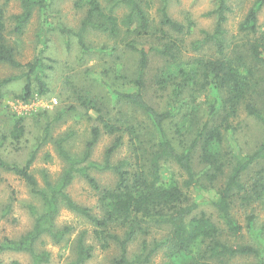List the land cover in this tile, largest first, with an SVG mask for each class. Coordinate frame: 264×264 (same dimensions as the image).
<instances>
[{"label": "trees", "instance_id": "trees-1", "mask_svg": "<svg viewBox=\"0 0 264 264\" xmlns=\"http://www.w3.org/2000/svg\"><path fill=\"white\" fill-rule=\"evenodd\" d=\"M21 13L13 17L14 32L21 34L35 10L40 11L45 18L50 11L48 0H18ZM159 9V27L150 20L145 8L146 0H84L87 12L78 30H72L57 25L53 30L63 36L65 46L69 49L71 40L77 41L81 54L104 51L90 46L85 38L89 31L98 32L109 38L121 39V44L129 51L138 55L137 66L128 89H113L111 96L117 102L132 107L140 113L143 121H135L125 117L124 121L106 119L102 109L92 101L82 97L81 105L86 111H95L97 119L107 134L115 135L114 141L106 149L101 164L90 160L91 153L101 134L99 126L91 129L90 138L86 142L81 155H72L63 145L65 137L56 141L57 152L66 163V167L55 183L44 176L43 188H38L35 177L30 172L35 152L23 166L7 163L0 156V169L10 172L22 180L33 195L42 203V211L31 207L34 223L30 231L18 239L4 238L0 242V253L15 252L30 256L31 264H48L50 254L39 250L38 244L47 236L54 244L66 241L72 228L58 227L56 217L62 207L86 219L93 227V236L102 249L114 244L119 248V256L115 264H149L159 248L164 247L168 261L181 260L178 264H231L237 257H252V264H264V247L257 240L253 244L233 245L223 238L224 231L233 239L241 236L242 226L235 217L234 209L237 201L241 206H250L252 202L264 198V177L261 176L252 185L247 186L242 177L251 166L264 161V138L260 145L250 154H243L240 148L232 145L227 151L222 149L226 137L232 135L233 119L243 110L248 116L255 118L264 128V33L258 35V14L264 6V0H257L248 11L238 30L245 35L254 36L253 42L248 44L247 53L235 52L232 57L224 53L225 31L223 24L226 15L230 13L227 0H213L214 9L209 14L216 18L212 33L203 32L204 38L198 42L197 48L212 44L218 57L213 59H196L190 70L186 71L178 62L176 38L172 33L183 34L184 25L173 21L168 12L169 0H161ZM125 9L120 15V11ZM5 23L3 9L0 6V64H7L13 68L22 65L15 59L14 50L5 38ZM41 49L32 62L25 67L22 75L25 79L24 96L26 100L36 89L38 94L49 92L46 83V71L53 66L44 56L47 49L45 37ZM157 54L165 63L174 68L184 83L192 80V90L195 93L206 91L208 95V109L205 121L197 129L191 144L178 148L167 136L166 126L172 121L174 113L170 102L159 110L146 98L149 80L147 71L150 56ZM166 78H158L157 86L166 91L167 81L174 74L165 73ZM20 78V77H19ZM18 80L9 77L0 80V89ZM178 93L171 92V100H175ZM194 117V113L191 115ZM21 120L14 125L12 136L18 140L22 134ZM47 132V130H46ZM127 134L131 147L129 159L115 164L111 162L113 154L122 145V137ZM45 136V134H44ZM150 137V138H149ZM146 138H149L146 140ZM46 137L42 141H45ZM199 147V163L203 166L202 176L209 184H214L229 174L210 205L216 212L223 228H220L207 213L196 214L198 203L191 202L188 197L190 188L200 185L193 165L195 148ZM165 163H173L181 170L186 179L182 186L175 180L163 182L161 173ZM90 170L111 171L116 177L112 189H102ZM84 179L98 195L99 215H94L88 208L74 202L67 188L76 177ZM249 235H256L254 228L255 217L247 218ZM166 228L167 235L160 240H147L153 228ZM262 233V232H261ZM86 232L78 234L74 242L75 260L73 264H85L91 257L93 247L85 241ZM260 235V232H259ZM137 237L142 240L138 251L131 256L128 245ZM261 240V238H259ZM196 253V261H190L192 253ZM1 264V263H0ZM11 264H19L17 261Z\"/></svg>", "mask_w": 264, "mask_h": 264}, {"label": "rangeland", "instance_id": "rangeland-1", "mask_svg": "<svg viewBox=\"0 0 264 264\" xmlns=\"http://www.w3.org/2000/svg\"><path fill=\"white\" fill-rule=\"evenodd\" d=\"M149 4L145 8L156 27L159 25V9L161 0H146ZM257 0H227L230 13L226 15L223 24L225 36V55L232 57L233 53H247L248 44L253 42L254 36L239 32L238 27L245 18L248 11ZM50 11L44 18L40 11L35 10L31 19L21 34L13 30V17L21 13L18 0H0L3 9L5 23V38L7 44L13 48L15 59L22 65L13 68L7 64H0V80L16 77L18 80L5 85L0 89V156L7 163L23 166L29 157L35 152L34 161L30 167L31 174L35 177L38 188H43L44 176L55 183L61 177L66 163L57 152L56 141L65 137L63 145L72 155H81L85 145L90 138L91 129L99 126L101 129L97 144L92 150L90 160L101 164L106 149L114 141L115 135L105 132L102 123L97 119L95 111H86L81 105L80 98L84 97L99 106L105 120L116 123V119L124 121L125 117H131L135 121L142 122L143 117L132 107L117 102L111 96L113 89H128L129 82L135 75L138 55L127 50L119 38H109L98 32L89 31L86 42L104 51H96L90 54H81L77 41L71 40L69 49L65 46L62 35L53 30L57 25H63L72 30H78L86 15L87 8L84 0H48ZM214 9L213 0H169L167 12L170 18L184 25L186 30L183 34L172 33L176 38L178 62L186 71L195 64L196 59H213L218 57L216 49L212 44L197 48L198 42L204 38L203 32L212 33L216 18L209 14ZM125 11L122 9L121 13ZM264 33V6L258 14V35ZM46 40L47 49L44 56L52 61L51 70L46 71V83L49 92L41 95L33 89V93L26 100L24 96L25 79L22 75L26 72L23 65L32 62L41 49L42 40ZM165 73L174 74L168 79L166 91L158 89V78H166ZM20 77V78H19ZM147 78L149 80L146 98L150 104L159 110H164L170 102V108L174 116L167 124V136L178 148L188 147L194 139L197 129L205 121L208 109V95L206 91L195 93L192 90V80H185L167 65L163 58L157 54L150 56ZM178 93L175 100H171V92ZM51 100H56L57 105H51ZM194 113L193 119L191 115ZM20 119L23 128L18 140L12 136L15 122ZM234 132L226 137V143L222 147L227 148L236 145L243 154L252 153L264 138L263 126L253 117L248 116L240 110L238 116L233 119ZM47 130V132H46ZM45 134V136H44ZM46 137L45 141H42ZM150 138V137H149ZM149 138H146L148 140ZM122 145L113 154V164L129 159L131 155L130 141L127 134L122 137ZM193 165L200 185L190 188L188 197L191 202L198 203L196 214L205 212L223 228L216 212L210 205L219 187L225 182L229 170L214 184H209L202 176L203 166L199 163V147L195 149ZM102 189H112L116 183V177L111 171L90 170ZM264 177V161H260L243 175V182L251 186L259 177ZM162 181L175 180L182 186L186 179L185 174L173 163H165L161 173ZM67 193L78 205L88 208L92 214L99 215L98 195L88 183L76 176L67 188ZM31 207L42 211L43 206L38 197L33 195L30 188L19 178L10 172L0 169V242L4 238L18 239L31 230L34 217ZM234 214L241 224V236L233 239L225 231L223 238L233 245L253 244L257 240L264 247V198L251 203L250 206H241L237 201ZM249 215L255 217L254 228L258 231L256 235H249L247 218ZM55 223L58 227L69 226L72 228L66 241L54 244L51 239L44 236L38 244L39 250H45L50 254L48 264H73L75 260L74 242L81 232H86L85 241L92 245V257L85 264H115L114 260L119 256V248L110 244L102 249L93 236V227L90 223L68 209L62 207L56 217ZM166 228H153L147 240H160L167 235ZM260 232V235H259ZM262 232V233H261ZM261 238V240L259 239ZM142 238L137 237L128 245V253L131 256L136 253ZM167 250L159 248L152 257L149 264H166ZM190 261H196V253H192ZM17 261L19 264H31V258L24 253L3 252L0 253L1 264H11ZM175 264L181 262L177 257L171 260ZM252 257L234 258L231 264H252Z\"/></svg>", "mask_w": 264, "mask_h": 264}, {"label": "built area", "instance_id": "built-area-1", "mask_svg": "<svg viewBox=\"0 0 264 264\" xmlns=\"http://www.w3.org/2000/svg\"><path fill=\"white\" fill-rule=\"evenodd\" d=\"M51 105H57V101L56 100H51Z\"/></svg>", "mask_w": 264, "mask_h": 264}]
</instances>
